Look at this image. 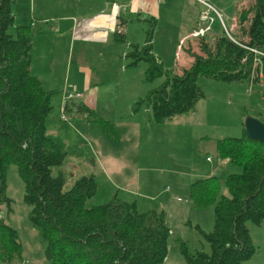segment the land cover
Returning <instances> with one entry per match:
<instances>
[{"label":"trees","instance_id":"trees-1","mask_svg":"<svg viewBox=\"0 0 264 264\" xmlns=\"http://www.w3.org/2000/svg\"><path fill=\"white\" fill-rule=\"evenodd\" d=\"M240 11L234 34L223 31L211 41L198 40V50L180 74L164 69L151 52L150 31L142 45L132 43L125 54L128 65L144 62V81L162 78L157 86L134 103L144 105L150 120L161 123L189 112L203 97L196 84L199 76L221 82L264 80V0H250ZM251 12V14H248ZM153 24L154 21L150 20ZM122 40L123 33H115ZM32 29L15 25L10 0H0V201L4 196L6 167L13 164L22 183V201L29 206V224L44 243L49 264H162L170 232L161 210L140 211L131 201L115 196L85 207L93 197L96 182L92 175L80 176L67 190L59 167L65 152L45 133L51 110V90H45L30 72ZM78 111L92 116L107 135L113 130L107 121L95 117L80 104ZM262 142L248 137H221L215 140L219 159L239 167L225 176L226 194L220 193V179H195L187 188L193 208L212 205L213 221L208 232L195 225L209 245V252H188L181 243L180 264H241L257 250L245 225L264 221V156ZM189 224V223H188ZM15 229L0 217V260L20 257L21 245Z\"/></svg>","mask_w":264,"mask_h":264},{"label":"rangeland","instance_id":"rangeland-1","mask_svg":"<svg viewBox=\"0 0 264 264\" xmlns=\"http://www.w3.org/2000/svg\"><path fill=\"white\" fill-rule=\"evenodd\" d=\"M17 3L20 9L26 4L28 10L29 7L34 10L35 15L47 12L46 8H41L40 0H18ZM139 5L142 12H148L155 17L156 25L154 27L150 22L151 15L144 17L145 20L142 19L140 23L132 21V24H129L127 21L125 22L127 39L136 40L140 44L144 41L145 33L150 31L151 52L154 57L164 69L180 74L190 63V51H196L195 44L200 37L193 33L199 32L200 28L203 29L202 38L206 42L222 34L223 31L234 34L240 11L249 9L251 2L250 0H137V6ZM17 19L21 20L19 14ZM15 22L18 24L17 20ZM140 29L142 34L139 32ZM38 39H41L40 36L36 38ZM118 43L117 47L121 49L119 53L123 49H128L124 41ZM54 56L56 65H60L61 50L57 49ZM72 57H75V51ZM125 60L123 67L127 68L130 66L129 60L127 58ZM97 64L95 62L94 66ZM130 69H136L132 71L137 73L139 71L138 74L133 75L131 85L136 88L141 87L140 89L145 91L157 86L162 79L144 81L145 64L142 61ZM59 78L58 75L57 84ZM49 79L52 81V86H55L56 73ZM196 84L200 87L203 97L195 104L193 110L176 115L151 129L156 142L147 143V156L144 160L146 163L140 162L141 148H139L137 155L140 161L136 159L139 167L137 173L130 168L132 158H127L128 167L125 173L119 175L110 173L109 176L105 175V178L99 169V164L94 159L92 161L88 158L91 157L92 151L85 154L88 151L87 147L83 150L86 159H78V156L69 153L59 167L51 168L52 175L60 172L64 178L63 190H67L80 176L91 175L90 171H92L97 185L96 192L93 197L85 200V207L104 203L115 194L116 197L125 200L138 198L139 210L146 207L161 210L165 215L166 224L171 227L167 238L166 257L162 264L181 263L180 242L184 243L188 252L192 253L195 250L209 252L208 243L202 238L195 225L198 224V228L204 232L211 229L212 205L193 208L187 195L188 182L200 178L199 176L204 177L206 169L210 168L211 175L220 179V193L226 194L223 180L227 174L239 172V167L231 163L221 164L215 152L216 138L240 137L243 121L247 117L264 122L263 79L255 82L226 83L199 76ZM112 88L117 90L115 87ZM56 94L51 97L54 98ZM57 98L59 99V94ZM50 103L53 106L47 120L56 122V126L59 127L61 123L56 119L58 111L53 100L50 99ZM138 115L143 117L145 114L140 112ZM84 123H87V120H84ZM48 128L50 132L54 131L51 133L54 134V139L63 138L64 135L58 132V128ZM91 129L98 131L95 128ZM72 130L78 132L75 125L71 126L70 131ZM46 134L48 136V133ZM66 140L71 147L62 145L61 148L71 151L78 138L73 132H69ZM261 153L264 156V146L261 148ZM205 157H208V160H205ZM101 161L105 163L109 159ZM136 179L139 191L134 187ZM5 185L4 196L9 198V202L6 204L0 201V216L17 232L21 253L20 257H13L7 262L0 260V264H49L43 253L44 243L40 240L37 230L28 222L29 206L22 201V183L13 164L6 167ZM128 190L130 193L127 192ZM135 194H139L138 197ZM142 195L148 200L142 199ZM176 196L181 202H175ZM140 204L146 207H141ZM186 205L189 206L188 211L184 209ZM188 220L190 224L186 223ZM245 225L257 250L241 264H264V221L259 225L246 221Z\"/></svg>","mask_w":264,"mask_h":264},{"label":"crops","instance_id":"crops-1","mask_svg":"<svg viewBox=\"0 0 264 264\" xmlns=\"http://www.w3.org/2000/svg\"><path fill=\"white\" fill-rule=\"evenodd\" d=\"M17 1L10 0L14 24L29 25L32 29L30 72L39 79L45 90H51L54 94H59V99L57 94L54 97L55 100L52 97L50 99L53 100L54 106L58 111L56 119L61 124L57 127L56 122H48L47 115L45 133H48V137L60 147L62 145L71 147L66 138H68L69 132H73L78 140L75 145L73 144L71 151L64 150L65 156L71 153L73 156H78V159H86L87 157L84 156L83 150L87 147L88 151L85 154H88L90 150L92 151L91 157L88 156V158L92 161L95 160L99 164V169L104 174V177L105 175L109 176L110 173L118 175L125 173L128 167L127 158H132L130 168L137 173L139 171L138 162L136 161L138 159V150L141 148V161L138 160L141 163L145 162L147 143L152 144L155 141V136H153L151 129L155 125H161L162 122H152L149 110L144 105L134 108V103L142 99L149 89L145 91L140 89L141 87L136 88L131 85L133 75L138 74L139 71L138 73L137 71L133 72L132 70L136 69L130 68L136 67L140 61L136 65L124 68L125 54L128 49H123L119 53L121 49L117 47V44H119V41H124L127 48L132 43L138 44L136 40L127 39L125 22L129 21V24H132V21L140 23L144 17L151 15L149 17L150 20L154 21L153 25L155 27V17L148 12H142L141 6H137V0H40L41 8H46L47 12H41L37 15L34 14V10H31L30 7L28 10L26 4L20 9ZM18 14L21 20L17 19ZM15 20H17L18 24ZM119 30H122L123 33L122 40H116L115 38V33ZM139 32L142 34V29ZM38 36L41 39L36 40ZM143 43L144 41L139 45ZM195 46L197 51L198 43ZM57 49L61 50L62 62L60 65H56L54 56ZM45 50L47 51L45 52ZM73 51H75L74 58L72 57ZM189 59H191L190 56ZM95 62L98 63L96 66H94ZM112 66L114 67L113 69L111 68ZM55 73L56 84L52 86V81L49 78ZM58 75L60 78L57 84ZM258 80H262L260 74ZM112 87L117 88V90H113ZM64 91L80 93V97L62 106L60 95ZM143 91H145L144 96H142ZM79 104L88 111L93 112L95 117L98 116L102 120L107 121L113 130V135H107L100 130L92 116H88L86 112L78 111L77 106ZM140 112L145 115L139 117L138 114ZM61 114L66 116V120L60 119ZM84 120H87V123H84ZM74 125L78 129L77 133L73 130L70 131L71 126L74 127ZM48 127L52 129L58 128V132L64 135L63 138L54 139V134H51L54 131L50 132ZM91 128H95L98 131H94ZM104 159H109V161L102 163L101 160ZM205 160H208V157H205ZM220 160L221 164L227 163L226 159L224 161ZM117 163L119 164L115 166ZM90 174L93 176L92 171H90ZM211 174L212 172L208 168L204 177L212 176ZM199 177L202 178L201 176ZM191 182L188 183L190 184ZM137 184L138 180L136 179L134 187L139 191ZM135 195L138 197L139 194ZM142 196V199L148 200L144 195ZM119 199L125 200L123 198ZM174 199L175 202H181L178 196ZM125 201H133L139 210L138 198ZM150 201L152 200L150 199ZM141 207L146 206L141 205ZM148 209L156 210L155 208L146 207L140 209V211ZM184 209L188 211L189 206L186 205ZM186 223L190 224V221L188 220Z\"/></svg>","mask_w":264,"mask_h":264},{"label":"water","instance_id":"water-1","mask_svg":"<svg viewBox=\"0 0 264 264\" xmlns=\"http://www.w3.org/2000/svg\"><path fill=\"white\" fill-rule=\"evenodd\" d=\"M243 130L248 137L264 144V122L247 117L243 121Z\"/></svg>","mask_w":264,"mask_h":264},{"label":"built area","instance_id":"built-area-1","mask_svg":"<svg viewBox=\"0 0 264 264\" xmlns=\"http://www.w3.org/2000/svg\"><path fill=\"white\" fill-rule=\"evenodd\" d=\"M193 35H195L197 37L202 36L203 35V29L200 28L199 32H194ZM253 52H255L256 54H260V55L264 56V54L261 52H258L255 50H253ZM79 97H80V93L64 91L61 95L62 103H63L62 106H65L68 102L73 101L75 99H78ZM60 119L66 120V116L64 114H61Z\"/></svg>","mask_w":264,"mask_h":264}]
</instances>
